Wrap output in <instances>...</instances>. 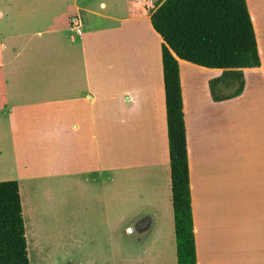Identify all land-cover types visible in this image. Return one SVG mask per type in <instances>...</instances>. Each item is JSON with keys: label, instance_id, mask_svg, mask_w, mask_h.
<instances>
[{"label": "crops", "instance_id": "1", "mask_svg": "<svg viewBox=\"0 0 264 264\" xmlns=\"http://www.w3.org/2000/svg\"><path fill=\"white\" fill-rule=\"evenodd\" d=\"M149 1L129 0L124 15L77 0L0 4V181L19 183L26 234L117 210L139 243L176 264L163 38ZM247 2L262 64L243 68L241 94L227 98L224 69L179 58L198 264H264L263 144L257 123L237 120L264 109V0ZM147 32L158 44L150 61Z\"/></svg>", "mask_w": 264, "mask_h": 264}, {"label": "trees", "instance_id": "2", "mask_svg": "<svg viewBox=\"0 0 264 264\" xmlns=\"http://www.w3.org/2000/svg\"><path fill=\"white\" fill-rule=\"evenodd\" d=\"M156 4L151 22L163 38L176 264H198L179 58L224 69L216 81L238 83L228 99L244 90L243 68L259 67L262 60L247 0H156ZM0 264H30L17 180L0 181Z\"/></svg>", "mask_w": 264, "mask_h": 264}, {"label": "rangeland", "instance_id": "3", "mask_svg": "<svg viewBox=\"0 0 264 264\" xmlns=\"http://www.w3.org/2000/svg\"><path fill=\"white\" fill-rule=\"evenodd\" d=\"M77 1L84 9L89 8L102 13L115 11L120 15L126 14L129 2V0ZM101 1L107 2V9L100 6ZM7 3L8 0H0L4 12L7 9ZM63 8L64 5L61 6V9L66 14L69 8H65V10ZM149 9L150 12L153 11V8ZM58 10L57 6L52 8L51 15L53 16V13ZM35 11H38L37 7H35ZM81 12L84 16L88 14L85 11ZM90 16L92 19L94 18V15ZM56 23L59 24V20H56ZM141 42V45L145 44L146 57L150 61L153 56H156L157 41L152 39L147 32L145 41L141 36ZM226 82L228 81L226 80ZM232 83V85H228V92L234 91L238 86L237 82ZM227 105L229 107L230 104ZM235 106L238 112V103ZM237 120L243 123H257V133L260 134V139L264 138V109L256 115L245 113L239 118L237 115ZM255 132L254 130L253 133ZM247 133L248 131L239 133V137L243 139L241 140L243 146L240 150L243 154L253 151L245 140ZM260 139L258 140L263 145L259 148L261 152H264V143ZM53 221H46L47 227L44 224L40 225L36 236L33 235V231L31 232V227L28 225L26 238L30 264H175L174 261L168 259L156 258L153 254L154 250L147 249V246L139 243L138 238L130 233L126 226L127 223L119 216L117 210L112 211V218L109 220L102 215L100 207H94L91 211H82L79 221L75 219L74 215L64 225L50 226ZM48 228L51 229L50 232H46Z\"/></svg>", "mask_w": 264, "mask_h": 264}, {"label": "built area", "instance_id": "4", "mask_svg": "<svg viewBox=\"0 0 264 264\" xmlns=\"http://www.w3.org/2000/svg\"><path fill=\"white\" fill-rule=\"evenodd\" d=\"M148 5L154 7V3L151 2V0L148 2ZM69 22L71 26L76 29H80L81 24H82V21L79 15H72L69 19Z\"/></svg>", "mask_w": 264, "mask_h": 264}]
</instances>
